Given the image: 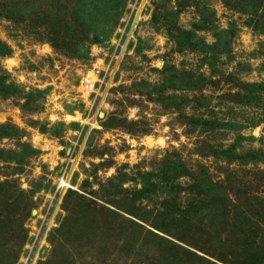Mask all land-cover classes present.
Returning <instances> with one entry per match:
<instances>
[{
  "label": "rangeland",
  "instance_id": "374dc122",
  "mask_svg": "<svg viewBox=\"0 0 264 264\" xmlns=\"http://www.w3.org/2000/svg\"><path fill=\"white\" fill-rule=\"evenodd\" d=\"M30 1L0 0V264H264L244 0H74L48 28Z\"/></svg>",
  "mask_w": 264,
  "mask_h": 264
},
{
  "label": "trees",
  "instance_id": "16d2710c",
  "mask_svg": "<svg viewBox=\"0 0 264 264\" xmlns=\"http://www.w3.org/2000/svg\"><path fill=\"white\" fill-rule=\"evenodd\" d=\"M32 2L33 1L31 0L30 3L26 5V6L31 5V10L34 7V2L33 3ZM76 4L77 3L74 0L73 1L72 0H46V9H45L47 10L45 14L46 21L45 20L37 21V24H36L37 27L45 26L46 28H48V27H53V24H63V23L69 24V25L73 24V19L71 16H69L67 11L69 10V8H75ZM78 4L81 5V3L79 2ZM244 4H246V6H243V4L242 6L245 7L246 12L248 14L250 13L252 17H255V20H256L255 25L257 29L264 32V14L263 16L259 15V12L261 11V9L264 8V0H244ZM32 14H33V11H32ZM49 19L51 21H49ZM52 19L56 20V22H53ZM33 21H35L34 16H33ZM33 21H30V22H33ZM53 34L54 33L52 32L47 33V36L45 38L52 42L51 35ZM0 55H2V53H0ZM253 256L255 257V255ZM242 257L244 258V261L249 262L251 260V258L246 257L245 254H243Z\"/></svg>",
  "mask_w": 264,
  "mask_h": 264
}]
</instances>
